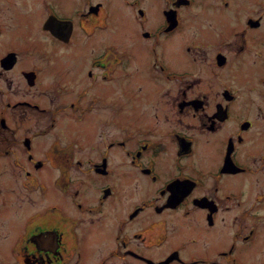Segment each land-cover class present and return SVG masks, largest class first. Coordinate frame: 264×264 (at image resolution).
Segmentation results:
<instances>
[{"label":"flooded vegetation","instance_id":"flooded-vegetation-1","mask_svg":"<svg viewBox=\"0 0 264 264\" xmlns=\"http://www.w3.org/2000/svg\"><path fill=\"white\" fill-rule=\"evenodd\" d=\"M121 1L136 11L132 20ZM161 1L166 4L159 6ZM214 1L219 9L213 0L201 5L199 0H36L30 18L21 16L22 0H0V65L11 67L21 53H35L20 73L47 100L14 98L8 69L0 70V160L15 162L0 165V206L5 209L8 185L23 194L22 200L25 191L43 198L36 208L43 212L20 225L15 241L10 242V220L1 222L0 264H264V184L255 191L256 200L247 203L245 187L234 182L239 173L258 168L254 159L264 161V102H254L257 117L239 116L233 107L241 86L221 80L225 70L251 56L264 59L259 29L264 21L262 15L246 16L245 26L237 27L238 3L245 1ZM211 12L215 23L206 24L221 25L220 33L212 38V30L195 24L184 45L209 50L213 64L207 72L221 93L214 102L212 92L195 89L205 80L203 66L194 72L185 69L188 62L173 68L165 56L174 35L186 30L190 14L205 18ZM10 22L13 29L21 24L16 36L27 45L10 46ZM132 29L142 34L140 40L159 47H153L146 70L177 83L174 92L172 86L159 92L170 93V118L155 108L158 90L147 75L141 80L151 82V88L139 93L130 85L132 100L122 101V74L109 68L104 57L109 40L100 34L119 36ZM122 62L121 55L113 61ZM128 69L135 71L130 64ZM258 81L264 90V73ZM14 87L18 91L19 85ZM9 108L34 110L39 117L48 113V119L21 136ZM224 122L232 127L226 142H218L223 134L213 135ZM45 135L53 154L48 173L56 191L69 200H46L49 178L40 171L44 161L32 152L35 140ZM203 138L213 149L203 148ZM241 220L249 221L242 225ZM249 247L259 251L249 256Z\"/></svg>","mask_w":264,"mask_h":264},{"label":"rangeland","instance_id":"rangeland-1","mask_svg":"<svg viewBox=\"0 0 264 264\" xmlns=\"http://www.w3.org/2000/svg\"><path fill=\"white\" fill-rule=\"evenodd\" d=\"M34 1L36 3V0H22V9H21V16L23 17H30L33 18L34 15ZM245 2L240 1L238 4L240 7L238 10H236L237 14L234 17L235 18V26H245L246 16H251L254 19L257 18L259 15H262V20L264 21V0H261L262 4L258 6L257 2L255 0H244ZM207 0H199L197 2V5L205 4ZM214 6L217 7L218 3L217 1H214ZM123 10L131 12L130 17L131 20L136 17L134 12H136L134 9H131L124 3H122ZM120 4V5H121ZM166 3L160 2L159 6H163ZM111 8L113 9V5L111 4ZM219 9V7H217ZM153 11V10H152ZM157 11V10H156ZM189 11V10H188ZM154 15V14H153ZM195 16V14H193ZM191 14L189 15V19H185L184 27H187L186 30L183 29L181 32L174 35L172 44L167 45L165 49V56L170 65L173 68H177L176 66H181L184 63L188 62L185 66V69H189L194 71H198L200 67L203 66L204 72H202V76L205 79L203 82H201V86L197 87L195 89H201L202 90H208V92H212V96L210 99L211 101H216L221 97L220 89L217 84L213 82L212 77H210L209 71L207 72V68H210L213 64V61L211 59V55L209 50H199L196 49L188 50V48L184 45V41L188 39L190 35L194 34V26L201 25L202 29L206 30V27L209 28L211 31L212 38H215L219 33V28L221 25L217 24L216 29L210 28L207 24V20H211L215 23V19L212 16L211 13H207L205 18L200 17H194ZM22 19L21 21H23ZM10 26V38L9 43L10 46H23L27 45L26 42L20 38L17 39V32H20L23 30L21 24L18 25L17 28L13 29V24L10 22L8 24ZM124 30L130 29L129 26L123 27ZM260 32L262 33L261 36V49L264 51V25L261 26ZM32 33L36 36L37 32L36 29H32ZM190 33V34H189ZM34 35H32L34 37ZM106 36V39L109 41L104 44L105 50H104V57L108 62H111L110 69L116 70L118 73L122 74L121 77V85L123 89V96L122 101H131L132 98L130 96L133 87L136 89L139 93H143V90L145 87L151 88L152 83L149 81L141 80V78H144L146 75L148 79L152 82H155L156 88L158 90V93L156 94V97L154 99V103L156 105V109L167 112L169 114V118L172 116V106L167 103V95L170 93H159L161 90H163L166 86H172V92L175 91V87L177 86V83L171 82L169 79H166L161 76H157L156 74H152L149 70H146L147 68H150V65L148 61H152V54H153V47H155L157 50L159 49L158 45H155L153 40L143 41L140 40L139 37L143 38L141 33H137L134 29L124 32L123 34L119 36H113V33L110 31H101L100 36ZM228 35L230 36H236L233 35L230 32H228ZM99 37V36H98ZM138 37V38H136ZM30 40H33L30 38ZM58 45H53V48L56 50ZM30 51H33V45H29ZM102 47V43L100 44V48ZM223 48V47H222ZM216 47H212V50L214 51ZM22 55V56H21ZM117 55L122 56L123 62L119 65H115V58ZM21 57H19L18 61H15V65L8 67V68H2L1 69H8L7 72L10 74L9 79L11 82V87L9 88L12 91L13 97H32L36 98L42 103H47L46 95L44 94H37L38 91H34L31 89V87L27 84L26 78L20 73V70L24 67H27L30 65V63L35 60L36 54L35 53H27L23 52L20 54ZM132 56V57H131ZM16 58V57H15ZM114 61V63H113ZM6 63V61H5ZM264 63L263 58H255L251 56L245 64L241 66H237L234 70L229 72L226 71V75L221 78V80H230L231 83H234L236 85L241 86V95L240 97L235 101L234 105V112L239 115L240 112H243L245 114H250L253 116L260 115L258 114L257 110L254 107V102L257 101H263L264 102V90L261 89V86L258 81V76L262 73H264L263 70H260V64ZM128 64H130V67L135 69V71L131 72L128 69ZM252 64L254 67L251 68ZM251 68V69H250ZM145 69V70H144ZM138 70V72H136ZM231 72H236V74H233ZM134 73V74H132ZM140 79V80H139ZM196 83V81L193 82V84ZM18 84L19 89L18 91L15 90L14 85ZM206 85V88L204 85ZM250 85H254V87H250ZM142 86V87H141ZM220 86V85H219ZM217 91V98L213 96ZM36 93V94H33ZM180 95V94H178ZM143 99L145 100L144 94L142 95ZM147 107L153 109V104L151 102H147ZM248 110H245L244 107H249ZM208 111H211L212 108L207 109ZM9 111L12 113V122L15 126H18L19 129H21V136L26 133L28 130H35L38 128H41L44 126L48 119V113H43L39 117L38 112L34 110H30L29 112L25 111H18L16 109L9 108ZM25 112V113H22ZM68 114V113H67ZM37 116V117H36ZM241 116V115H239ZM243 116V115H242ZM39 117V118H38ZM69 116H65L62 120L66 121ZM261 119L263 122L264 117L261 116ZM259 122V121H258ZM262 125V124H261ZM232 127L231 123H223L220 130L215 133L213 136L215 138L219 137L221 134H223L224 138L217 139L218 142H226L225 134L227 130ZM50 142V136H41L38 137L35 140L34 146H33V154L37 159H40L44 161V168H40V171L44 173L49 178V183L45 190L47 191V199L46 200H53L55 197L60 196L61 200H69V197L66 194H60L56 191V186L53 184L50 178V174L48 172L53 170V163H52V157L53 154L50 151L49 147L47 146ZM47 146V147H46ZM207 149H213V143L210 141H206L205 138H203V148ZM243 160L251 162L252 159H244ZM259 159V158H258ZM254 159V163L256 167H258L254 172H249L247 174L239 173V175H236L234 178L235 185L237 184H243L242 186L245 187L246 190V199L247 203L256 200V194L255 191L257 188L262 186L264 184V161L261 159ZM21 161L23 164L27 165L28 160L26 154H23L21 157ZM7 165L8 167H12L15 162L13 158L6 157L0 160V165ZM48 173V174H47ZM56 174V170L52 174ZM243 179H242V178ZM84 188V186H83ZM88 190L92 189V184H89L87 186ZM6 194V206L5 209H2L0 206V224L5 219L8 224L10 220V242H13L16 240V237L18 236V230L20 228V225L23 224L26 220L29 218H35L37 215L41 214L43 212L42 209L36 210L38 207L40 200H43L42 196L39 197L37 194H29L30 192H26L24 199L22 200V193L19 192H13L11 189V185H8L4 189ZM138 191H141V189L137 190V193L135 190H133L132 194L136 193L139 194ZM32 196L33 199H30L28 196ZM260 207V203L258 204V208ZM264 209V207L262 208ZM237 212V210H236ZM249 221V220H247ZM246 220H241L242 225L247 224ZM250 254L249 256H254L255 252L259 251V248H252L249 247Z\"/></svg>","mask_w":264,"mask_h":264}]
</instances>
